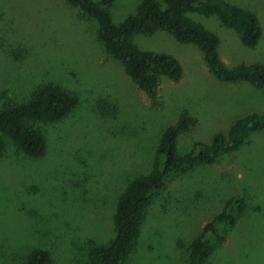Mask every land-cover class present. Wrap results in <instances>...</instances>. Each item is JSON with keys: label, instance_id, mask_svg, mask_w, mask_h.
Here are the masks:
<instances>
[{"label": "rangeland", "instance_id": "rangeland-1", "mask_svg": "<svg viewBox=\"0 0 264 264\" xmlns=\"http://www.w3.org/2000/svg\"><path fill=\"white\" fill-rule=\"evenodd\" d=\"M141 1L114 0V22L135 14ZM227 1L258 15L257 46L243 44L216 15L190 16L219 36L229 67L264 63V0ZM97 30L66 0H0V108L28 101L47 83L79 97L63 120L39 124L48 141L44 156L28 157L12 141L0 154V264H26L36 247L50 251L54 264H90V248L114 236L119 195L151 170L167 126L184 113L198 118L179 136L178 151L186 154L246 113L264 112V88L217 79L197 46L162 30L133 36L145 50L175 55L184 68L179 82L161 78L153 105ZM231 197L246 207L210 263L264 264V131L213 164L169 177L126 264H188L191 242Z\"/></svg>", "mask_w": 264, "mask_h": 264}, {"label": "trees", "instance_id": "trees-1", "mask_svg": "<svg viewBox=\"0 0 264 264\" xmlns=\"http://www.w3.org/2000/svg\"><path fill=\"white\" fill-rule=\"evenodd\" d=\"M66 1L98 23V37L106 52L122 64L153 105L159 103L161 78L179 82L184 68L171 53L141 48L133 40L135 34L165 31L182 43L197 46L217 79L264 88V63L229 67L220 56L219 36L190 16L191 13L216 15L223 25L238 33L243 44L255 47L263 29L258 15L246 7L227 0H164V5L160 0H142L135 14L117 24L111 12L114 0ZM78 102L77 94L59 84L47 83L37 87L28 101L0 108V154L12 141L28 157L44 156L48 141L39 124L63 120ZM197 123V117L184 113L163 130L151 170L131 179L119 195L113 216L114 236L108 243L90 248V264H126L136 247L148 210L166 187L168 178L185 175L200 165L213 164L223 155L239 150L254 132L264 131V112L250 111L226 132L214 134L209 144L196 143L190 152L179 153V136L193 130ZM245 207L244 199L229 198L223 210L207 221L191 242L188 264H211L215 249L228 240ZM26 264H54V260L50 251L36 247L29 252Z\"/></svg>", "mask_w": 264, "mask_h": 264}]
</instances>
